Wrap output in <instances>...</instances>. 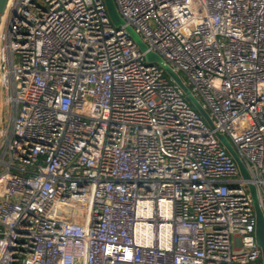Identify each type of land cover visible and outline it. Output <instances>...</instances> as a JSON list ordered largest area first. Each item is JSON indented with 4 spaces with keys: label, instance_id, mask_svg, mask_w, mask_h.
Wrapping results in <instances>:
<instances>
[{
    "label": "built area",
    "instance_id": "built-area-1",
    "mask_svg": "<svg viewBox=\"0 0 264 264\" xmlns=\"http://www.w3.org/2000/svg\"><path fill=\"white\" fill-rule=\"evenodd\" d=\"M113 1H10L0 264H263L264 0Z\"/></svg>",
    "mask_w": 264,
    "mask_h": 264
},
{
    "label": "water",
    "instance_id": "water-1",
    "mask_svg": "<svg viewBox=\"0 0 264 264\" xmlns=\"http://www.w3.org/2000/svg\"><path fill=\"white\" fill-rule=\"evenodd\" d=\"M10 1L11 0H0V30H1L2 23H3V20L5 18L8 6L10 4ZM103 1H104V5L106 7V10L108 12V15H109L111 21L116 26L122 24L123 21L120 18L119 14L116 10L114 1L113 0H103ZM126 30L131 35V37L136 41V43L138 44L140 49L145 50L146 46L140 40L139 36L130 27H127ZM146 57L149 60L156 61L157 63H159L163 67L165 72L174 80V82L183 90V92L187 94L188 99L191 101V103L194 105V107L203 116V118L206 120V122L212 127L213 126L212 120L210 119L208 113L206 112L205 109L202 108V106L196 100V98L192 94L189 93L187 86L182 82L179 75L176 72L172 71L171 68L163 62V60L160 58L159 55H157L153 52H147ZM216 135L219 138V140L221 141V143L225 146V148L227 149L229 154L233 157V159L236 162L241 174L245 178H247L248 173L245 170L241 159L239 158L238 154L236 153L235 149L230 144V142L228 141L226 136L224 134H221V133H216ZM248 187H249V190H250V193L252 196L253 205H254V209H255V215H256V228H255L256 241L259 244V246L261 247L262 261L264 264V218H263V215H262L260 208H259V205H258V199H257V195H256V191H255L254 186L251 183H249Z\"/></svg>",
    "mask_w": 264,
    "mask_h": 264
}]
</instances>
